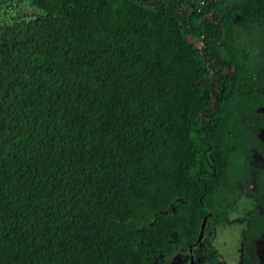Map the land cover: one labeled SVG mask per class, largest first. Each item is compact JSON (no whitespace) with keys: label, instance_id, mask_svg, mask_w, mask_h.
Masks as SVG:
<instances>
[{"label":"trees","instance_id":"trees-1","mask_svg":"<svg viewBox=\"0 0 264 264\" xmlns=\"http://www.w3.org/2000/svg\"><path fill=\"white\" fill-rule=\"evenodd\" d=\"M234 19L264 0H0V264L216 263Z\"/></svg>","mask_w":264,"mask_h":264},{"label":"rangeland","instance_id":"rangeland-1","mask_svg":"<svg viewBox=\"0 0 264 264\" xmlns=\"http://www.w3.org/2000/svg\"><path fill=\"white\" fill-rule=\"evenodd\" d=\"M231 45L248 54L259 83L252 100L234 101L225 124L229 166L212 197L213 215L224 218L204 227L201 245L217 253L215 264H264V23L234 19ZM184 260V253H176L170 264Z\"/></svg>","mask_w":264,"mask_h":264},{"label":"water","instance_id":"water-1","mask_svg":"<svg viewBox=\"0 0 264 264\" xmlns=\"http://www.w3.org/2000/svg\"><path fill=\"white\" fill-rule=\"evenodd\" d=\"M210 212L208 211L207 214L201 219V222H200V225H199V231H198V234H197V237H196V243L200 241L202 235H203V229H204V226H205V221H206V218L207 216H209ZM191 247L192 245H188L187 246V253L189 254V262L191 264H195L194 263V260H193V256L191 255Z\"/></svg>","mask_w":264,"mask_h":264},{"label":"flooded vegetation","instance_id":"flooded-vegetation-1","mask_svg":"<svg viewBox=\"0 0 264 264\" xmlns=\"http://www.w3.org/2000/svg\"><path fill=\"white\" fill-rule=\"evenodd\" d=\"M205 227V226H204ZM203 232H204V229H203ZM203 236V235H202ZM202 238V237H201ZM201 240V239H200ZM194 244V243H193ZM192 244V245H193ZM189 255V254H188ZM191 255L193 256V254H192V247H191ZM194 260V259H193ZM189 261V260H188ZM190 263V262H189ZM195 263V262H194ZM191 264V263H190Z\"/></svg>","mask_w":264,"mask_h":264}]
</instances>
